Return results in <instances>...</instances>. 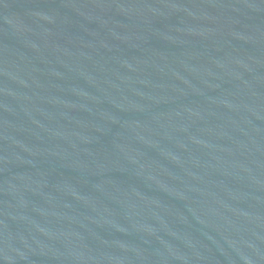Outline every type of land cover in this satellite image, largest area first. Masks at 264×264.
I'll list each match as a JSON object with an SVG mask.
<instances>
[{"label":"water","instance_id":"95a60500","mask_svg":"<svg viewBox=\"0 0 264 264\" xmlns=\"http://www.w3.org/2000/svg\"><path fill=\"white\" fill-rule=\"evenodd\" d=\"M0 264H264V0H0Z\"/></svg>","mask_w":264,"mask_h":264}]
</instances>
